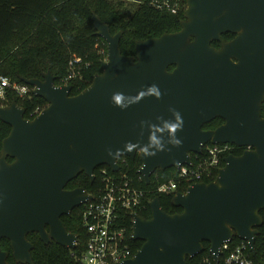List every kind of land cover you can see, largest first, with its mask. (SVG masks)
Instances as JSON below:
<instances>
[{"label": "water", "instance_id": "water-1", "mask_svg": "<svg viewBox=\"0 0 264 264\" xmlns=\"http://www.w3.org/2000/svg\"><path fill=\"white\" fill-rule=\"evenodd\" d=\"M183 17L178 32L136 42L129 58L119 50L122 33L112 36L93 15L107 53L88 88L70 96L48 72L42 81L21 80L47 104L33 120L15 102L0 106L10 127L0 152V241L9 242L13 264H32L29 234L76 247L61 218L93 200L83 189L65 190L78 175L93 181L95 169L117 172L118 159L137 156L149 184L157 170L192 167L190 155L207 144L248 150L226 156L211 183L175 193L180 214L164 213L158 198L149 220L132 214L130 240L141 247L121 264H186L202 243L217 263L221 245L234 239L255 258L264 211V0H186ZM224 34L234 38L223 42ZM177 114L182 123L173 133ZM214 119L223 124L203 131ZM0 264H8L1 250Z\"/></svg>", "mask_w": 264, "mask_h": 264}, {"label": "trees", "instance_id": "trees-1", "mask_svg": "<svg viewBox=\"0 0 264 264\" xmlns=\"http://www.w3.org/2000/svg\"><path fill=\"white\" fill-rule=\"evenodd\" d=\"M168 1L176 5L174 15L156 9L152 4ZM186 0H0V77L9 79L12 83L23 85L22 79L42 81V76L50 73L54 85L61 86L63 80L73 72L76 77L67 83L71 88L70 96H76L88 88L93 78L101 74V63L106 59V44L96 37L92 16L95 15L108 26L113 36L122 33L119 50L122 56L134 58L136 42L159 38L164 34L176 33L184 20ZM233 35L221 36L223 42H228ZM211 47L218 49L220 44L213 42ZM79 60V63H72ZM173 67L168 70L171 71ZM28 96L18 99L9 94L0 106H9L15 102L24 110V119L33 120L47 104L32 95V88ZM261 117L264 118V103L261 106ZM222 120L214 119L202 127L203 131H212L222 124ZM10 127L0 121V152L2 141L8 136ZM212 146L207 144L206 147ZM242 150L232 149L219 160L217 169L210 177L203 176L198 183L209 184L217 176L218 170L223 168V159L232 155L238 157ZM192 167L205 158V149L201 155L191 154ZM125 163L120 171L131 179L134 185L144 193L142 204L133 214L149 220L151 213L149 203L158 198L160 208L168 215L180 214L181 209L172 205V195H159L156 188L164 183L176 179V170L155 171L145 184L138 174L141 163L136 156L134 159L120 158ZM8 163L10 159H6ZM100 170L107 175L112 173L107 167L94 170V179L90 181L84 174L78 175L69 182L65 189H83L92 197H97L103 190L100 180ZM188 185L181 183L177 191L185 193ZM82 206L75 208L70 216H63L61 221L67 232L77 236L76 247L66 250L54 243L44 245L37 234H29L27 241L32 245L30 257L32 264H81L79 259L84 251L85 236L81 227ZM131 213H120L121 225L126 230L127 245L134 255L141 247V242L129 239L131 233ZM262 224L257 229L258 235L254 240L255 258L249 251L247 255L253 264H263L261 252L264 246V211L259 213ZM233 243L238 245L239 240ZM209 244L202 243V252L187 259L186 264H202L209 258ZM0 250L7 253V263L13 264L9 242L0 241Z\"/></svg>", "mask_w": 264, "mask_h": 264}, {"label": "built area", "instance_id": "built-area-1", "mask_svg": "<svg viewBox=\"0 0 264 264\" xmlns=\"http://www.w3.org/2000/svg\"><path fill=\"white\" fill-rule=\"evenodd\" d=\"M156 9L166 11L174 15L177 11L176 5H170L168 1L161 4H152ZM79 63L74 60L70 65ZM76 74L71 72L62 82L61 86L74 79ZM30 90L25 85L12 83L9 79L0 77V104L6 101L9 94L18 99L28 96ZM233 146L212 145L204 147L206 158L193 167H181L177 170L176 179L164 183L156 188L159 195H172L177 193L181 183L191 186L198 183L203 176L210 177L211 172L218 168L219 160L226 155ZM124 160H117V172L107 175L105 170H100L99 176L103 184L102 192L93 197V200L82 204L81 227L84 232V251L79 259L81 264H121L131 259L134 255L127 245L125 228L121 225L120 213L133 212L142 204L144 193L138 189L133 181L125 173L120 171ZM132 223V218H131ZM130 239V236H129ZM251 251L247 243L240 241L238 245L231 242L223 243L219 249L217 263L205 259L202 264H253L247 255ZM253 258V257H252ZM261 259L264 264V246L261 252Z\"/></svg>", "mask_w": 264, "mask_h": 264}, {"label": "clouds", "instance_id": "clouds-1", "mask_svg": "<svg viewBox=\"0 0 264 264\" xmlns=\"http://www.w3.org/2000/svg\"><path fill=\"white\" fill-rule=\"evenodd\" d=\"M181 123L182 121L179 120V115L177 114V124L171 125L169 131L173 133L176 132L180 128Z\"/></svg>", "mask_w": 264, "mask_h": 264}, {"label": "flooded vegetation", "instance_id": "flooded-vegetation-1", "mask_svg": "<svg viewBox=\"0 0 264 264\" xmlns=\"http://www.w3.org/2000/svg\"><path fill=\"white\" fill-rule=\"evenodd\" d=\"M230 35H231V34H230ZM233 38H234V36H233ZM233 38H232V39H233ZM232 39H231V40H232ZM231 40H230V41H231ZM263 103H264V102H263ZM263 103H262V104H263ZM261 106H262V105H261ZM260 112H261V110H260ZM260 118H262V117H261V114H260ZM262 119H263V118H262ZM222 122H223V121H222ZM222 124H223V123H222ZM222 124H221V125H222ZM239 149H241L242 152L248 150L247 148H239ZM76 189H79V188L68 189L67 191H73V190H76ZM65 190H66V189H65ZM177 192H178V191H177Z\"/></svg>", "mask_w": 264, "mask_h": 264}]
</instances>
